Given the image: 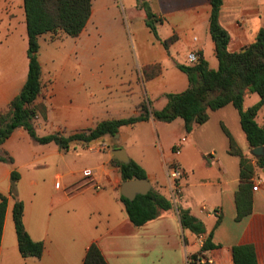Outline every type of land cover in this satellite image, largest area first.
<instances>
[{
  "label": "crops",
  "instance_id": "obj_1",
  "mask_svg": "<svg viewBox=\"0 0 264 264\" xmlns=\"http://www.w3.org/2000/svg\"><path fill=\"white\" fill-rule=\"evenodd\" d=\"M147 10L158 20V39L147 26ZM97 11L102 20L116 12L129 24L132 57L128 52L120 56L111 42L93 56L86 34ZM210 16L209 0H92L91 17L79 37L59 32L40 38L41 100L49 113L46 122L37 120L38 136L71 135L102 121L128 119L139 115L143 103L162 110L167 94L189 87L177 66L189 64V54L201 53L212 69L218 68ZM220 23L231 37L230 51H243L264 28V0H223ZM172 37L176 40L167 50L162 41ZM45 44L51 48H43ZM27 50L24 0H0V111L26 82ZM155 65L161 67L158 75L145 74ZM227 131L256 167L253 187L259 184L252 191L251 213L241 219L236 202L241 159L231 153ZM182 138L186 142L176 155L173 148ZM116 149H124L145 171L150 191L172 203L171 210L142 227L131 222L121 201L122 170L113 162ZM3 151L14 164L0 162V196L9 200L0 264H83L93 244L108 264H190L202 245L199 236L182 227L178 208L203 223L205 239L212 235L215 248L205 253V264H234L233 248L242 244H253L259 264H264V168L257 166L232 105L210 111L209 120L190 133L181 118L165 123L151 117L122 127L117 137L88 146L73 142L67 151L55 143L36 144L18 128L0 146ZM175 162L184 172L177 191L168 174ZM13 171L20 177L16 189L24 204L25 229L44 246L40 259H25L19 251L10 196Z\"/></svg>",
  "mask_w": 264,
  "mask_h": 264
},
{
  "label": "trees",
  "instance_id": "obj_2",
  "mask_svg": "<svg viewBox=\"0 0 264 264\" xmlns=\"http://www.w3.org/2000/svg\"><path fill=\"white\" fill-rule=\"evenodd\" d=\"M211 5L210 34L215 44L218 68L212 69L204 56L199 53L194 64L181 65L189 81V87L177 94H167V105L162 110L149 108L146 103L140 106V113L128 119L107 120L79 133L65 135L62 133L40 137L37 134V120L46 122L49 109L44 97L42 67L39 61L40 38L46 34L62 32L69 37L77 38L85 29L92 13V0H24L28 36L27 56L29 70L26 82L6 108L0 111V146L18 128H24L31 140L39 145L55 143L61 150L67 151L73 142L90 145L104 138L116 136L124 126L135 125L147 121L151 117L160 122L171 123L178 118L185 121L186 130L192 132L194 127L201 126L209 120V112L232 105L238 112L240 123L251 148L264 147V124L257 121L259 112L264 108V28L254 41L243 51L231 52V37L220 23L223 0H209ZM157 19L147 10L146 23L153 35L158 39L156 31ZM176 37L162 41L168 50ZM154 77L161 72L160 65L145 69ZM257 94L259 102L245 107L248 95ZM231 153L241 159V185L236 194L238 219L249 215L252 211V179L256 167L238 149L230 136ZM0 162L13 165L14 159L6 152L0 153ZM113 162L121 167L122 181L146 179L145 171L134 161L122 164L116 159ZM259 168H264V158L257 161ZM19 174L12 172L10 196L14 201L12 210L18 247L23 258L40 259L44 246L31 239L23 223L24 204L18 199L17 182ZM8 198L0 196V247L3 227L8 206ZM131 222L136 227L158 219L163 212L173 208L172 203L161 194L151 190L146 195H138L133 201L121 196ZM181 225L197 236L205 233L204 225L189 211L178 208ZM212 235L205 239L200 252L191 258L190 264H200L204 254L215 248ZM234 264H259L256 248L253 244H242L233 248ZM83 264H108L101 250L93 244L85 256Z\"/></svg>",
  "mask_w": 264,
  "mask_h": 264
},
{
  "label": "rangeland",
  "instance_id": "obj_3",
  "mask_svg": "<svg viewBox=\"0 0 264 264\" xmlns=\"http://www.w3.org/2000/svg\"><path fill=\"white\" fill-rule=\"evenodd\" d=\"M115 13L116 12H114V15H112L109 20H102L100 12L97 11L93 19L90 20L86 34V41L89 42L92 48L93 56L95 54L101 53L102 48H110V45L106 44L107 42H111V48H116L119 51L120 56H125V52H128L130 57H132L133 46L131 33L128 29L129 24L125 21H122V19L118 17V14ZM113 43L114 46L112 47ZM46 45L47 44L43 45V48H51V45H49V47H46ZM259 99L260 98L257 94L248 95L245 99L244 106L250 107L258 103ZM258 122L260 124H264V108H262L259 112Z\"/></svg>",
  "mask_w": 264,
  "mask_h": 264
},
{
  "label": "water",
  "instance_id": "obj_4",
  "mask_svg": "<svg viewBox=\"0 0 264 264\" xmlns=\"http://www.w3.org/2000/svg\"><path fill=\"white\" fill-rule=\"evenodd\" d=\"M251 154L257 159L264 158V147L253 149ZM113 155L122 164L130 163V158L124 149L113 150ZM149 191L150 183L148 179L124 181L120 190L121 195L130 201H133L138 195H146Z\"/></svg>",
  "mask_w": 264,
  "mask_h": 264
},
{
  "label": "built area",
  "instance_id": "obj_5",
  "mask_svg": "<svg viewBox=\"0 0 264 264\" xmlns=\"http://www.w3.org/2000/svg\"><path fill=\"white\" fill-rule=\"evenodd\" d=\"M197 61H198V55L196 53H191L188 55L189 64H194ZM185 142H186V139L182 138L177 144H175L173 150H174V153L176 155H179L181 153L182 146ZM168 174H169L170 180L172 181L173 190L177 191L178 190V182L182 180L183 175H184L183 170L179 167L178 163L175 162L168 167ZM94 186L96 187V189L100 188L99 185H94ZM258 188H259V184H257L256 186L253 187V191H257ZM199 238H200L201 245L203 246V244L205 242V238L203 235H200ZM204 260H205V258H203V259L201 258L199 263L205 264Z\"/></svg>",
  "mask_w": 264,
  "mask_h": 264
}]
</instances>
